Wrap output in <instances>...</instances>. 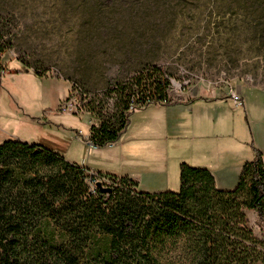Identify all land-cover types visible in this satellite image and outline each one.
I'll use <instances>...</instances> for the list:
<instances>
[{
    "label": "trees",
    "instance_id": "16d2710c",
    "mask_svg": "<svg viewBox=\"0 0 264 264\" xmlns=\"http://www.w3.org/2000/svg\"><path fill=\"white\" fill-rule=\"evenodd\" d=\"M12 3L0 0V20ZM55 3L65 15L81 19L87 15L105 23L120 16L153 25L142 29L145 34L162 33L161 23L170 31L178 21L191 22L180 29L192 33L210 5L220 21L208 25L206 35L212 33L225 49L246 46L264 60V0ZM91 21L85 18L86 28ZM5 35L0 27V46ZM4 51L0 48V74L7 69V62L1 64ZM168 84L160 77L154 91L145 92L142 78L134 80L109 117L84 105L82 112L94 121L88 140L95 147L117 143L136 110L176 102ZM180 180L178 191H141L129 177L91 172L42 144L7 139L0 144V264H264V237L255 234L248 217L255 211L256 225L264 231L263 153L256 151L244 164L232 190L218 188L210 170L186 162L180 165Z\"/></svg>",
    "mask_w": 264,
    "mask_h": 264
},
{
    "label": "rangeland",
    "instance_id": "374dc122",
    "mask_svg": "<svg viewBox=\"0 0 264 264\" xmlns=\"http://www.w3.org/2000/svg\"><path fill=\"white\" fill-rule=\"evenodd\" d=\"M12 4L0 20L6 34L1 39L0 48L5 50L1 64L7 62L0 74V144L7 139L42 144L81 166L94 163L105 174H117L122 155L133 151L145 158L150 147L91 145V115L63 111L67 98L76 96L81 108L89 103L109 117L124 102L129 90L125 88L141 78L145 92H153L160 77L168 80L167 93L175 101L264 90V60L258 54L246 46L225 49L212 33L206 35V27L220 21L210 5L202 9L192 33L180 29L191 22L178 21L170 31L161 23L162 33L145 34L142 29L153 25L120 16L100 23L87 15L84 19L76 13L65 15L55 0H13ZM85 18L93 22L89 28ZM230 106L247 135L248 113ZM248 215L255 234L264 237L255 211Z\"/></svg>",
    "mask_w": 264,
    "mask_h": 264
},
{
    "label": "crops",
    "instance_id": "0c3cea01",
    "mask_svg": "<svg viewBox=\"0 0 264 264\" xmlns=\"http://www.w3.org/2000/svg\"><path fill=\"white\" fill-rule=\"evenodd\" d=\"M238 93L245 100L243 109L249 115L247 135L230 106L234 105L230 95L181 99L171 105H149L136 110L123 142L106 146L141 145L150 147V152L145 158L133 151L122 155L117 174L109 175L129 177L141 191H178L180 165L186 162L210 170L218 188L234 189L244 164L255 158L256 151L264 156V90L254 88ZM85 167L101 172L98 164L88 163Z\"/></svg>",
    "mask_w": 264,
    "mask_h": 264
},
{
    "label": "built area",
    "instance_id": "2783aa9c",
    "mask_svg": "<svg viewBox=\"0 0 264 264\" xmlns=\"http://www.w3.org/2000/svg\"><path fill=\"white\" fill-rule=\"evenodd\" d=\"M229 95L232 97L236 107H245V100L242 98L240 93L232 91L231 93H229ZM62 110L77 114L83 113V109L79 106L78 98L76 96L67 98L66 103H64V105L62 106Z\"/></svg>",
    "mask_w": 264,
    "mask_h": 264
},
{
    "label": "water",
    "instance_id": "95a60500",
    "mask_svg": "<svg viewBox=\"0 0 264 264\" xmlns=\"http://www.w3.org/2000/svg\"><path fill=\"white\" fill-rule=\"evenodd\" d=\"M101 185V184H100Z\"/></svg>",
    "mask_w": 264,
    "mask_h": 264
}]
</instances>
